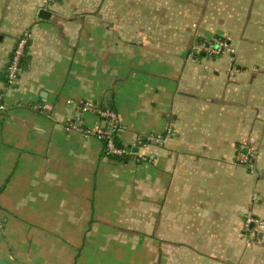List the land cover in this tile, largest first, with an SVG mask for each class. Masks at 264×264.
Here are the masks:
<instances>
[{"label":"crops","instance_id":"0c3cea01","mask_svg":"<svg viewBox=\"0 0 264 264\" xmlns=\"http://www.w3.org/2000/svg\"><path fill=\"white\" fill-rule=\"evenodd\" d=\"M214 38L235 53H192ZM0 100L1 258L264 264V0H0ZM82 102L116 111L124 157L66 130L97 125Z\"/></svg>","mask_w":264,"mask_h":264},{"label":"built area","instance_id":"2783aa9c","mask_svg":"<svg viewBox=\"0 0 264 264\" xmlns=\"http://www.w3.org/2000/svg\"><path fill=\"white\" fill-rule=\"evenodd\" d=\"M50 4L58 2V0H48ZM29 35L27 33L22 34L16 42L13 49L10 62L7 67L8 71V82L14 84L21 71V58L25 53L26 47L28 45ZM192 53L204 54L208 57L219 56L224 52L235 53V48L224 38H214L210 40H203L201 42L195 43L191 49ZM82 112H93L97 119V125L94 129L84 128V124L80 118H77L76 122L70 123L67 126V131L76 130L78 132L84 133L86 135L96 136L102 143L103 149L106 155L112 158L124 157L128 150L124 147V144L120 143L117 145L113 138V134H118L119 124L118 116L116 111L108 106L96 107L92 103L82 102L80 106ZM7 111L6 105L0 100V121ZM171 132V129H168ZM256 157L255 147L252 143L242 142L238 145L237 156L235 163L244 166L250 172L254 171V160ZM262 227L263 223L259 220L247 219L245 222V229L249 232L251 224Z\"/></svg>","mask_w":264,"mask_h":264},{"label":"water","instance_id":"95a60500","mask_svg":"<svg viewBox=\"0 0 264 264\" xmlns=\"http://www.w3.org/2000/svg\"><path fill=\"white\" fill-rule=\"evenodd\" d=\"M39 15L41 18L46 19L49 16V12L45 10H41ZM0 264H12V263L0 257Z\"/></svg>","mask_w":264,"mask_h":264},{"label":"trees","instance_id":"16d2710c","mask_svg":"<svg viewBox=\"0 0 264 264\" xmlns=\"http://www.w3.org/2000/svg\"><path fill=\"white\" fill-rule=\"evenodd\" d=\"M25 53H26V50H25ZM25 53H24V55L22 56L21 61H20L21 66H22V65L24 66V63H25L26 60H27ZM113 138H114L115 142H116L117 145H118V144L120 143V141H119L118 136H117L116 133L113 134Z\"/></svg>","mask_w":264,"mask_h":264}]
</instances>
